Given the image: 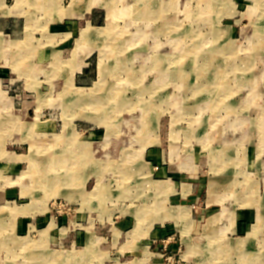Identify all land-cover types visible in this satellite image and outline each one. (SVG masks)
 <instances>
[{
    "label": "rangeland",
    "instance_id": "rangeland-1",
    "mask_svg": "<svg viewBox=\"0 0 264 264\" xmlns=\"http://www.w3.org/2000/svg\"><path fill=\"white\" fill-rule=\"evenodd\" d=\"M19 2L0 264H264V0Z\"/></svg>",
    "mask_w": 264,
    "mask_h": 264
},
{
    "label": "crops",
    "instance_id": "crops-1",
    "mask_svg": "<svg viewBox=\"0 0 264 264\" xmlns=\"http://www.w3.org/2000/svg\"><path fill=\"white\" fill-rule=\"evenodd\" d=\"M0 3H2L4 5L3 7L5 8L3 11H0V33L10 31L11 35L15 39L21 40L22 39V32H23V25L25 26L27 24V22H29V19H27L26 11H25V15H20V12H19L20 9L19 8L22 7V4L19 2V0H5V4L1 1H0ZM24 16H25V18L23 19ZM88 27H91V26H87V28ZM87 38H88L87 40L92 39V37H90V36ZM1 40H3V39H1ZM1 42L3 44H6V45L8 44L4 40ZM154 145H156V143H154L152 146H154ZM152 151H154L153 152V159L150 158L151 162L149 161V164L151 166H154V168H155L156 167L155 164H157V163L159 164L161 162V157H160V155H158L159 153H157V154L155 153V150H152ZM170 152H171L172 157L176 156L178 158V163H174L172 165L173 169H179L180 166H182V168H184V164H186V163L188 164L189 161L191 160V156H192L191 153L189 154V152H188V153H184L183 155H180L179 151H178V147H176V146H173ZM236 158H239V157H236ZM185 160H186V162H184ZM180 161H183V162L181 163ZM176 166H178V168H176ZM158 167L160 168L159 165H158ZM155 170H157V169L155 168ZM158 182H159L158 184H160L161 187L163 186L164 188L166 187L167 184H169L166 180H159Z\"/></svg>",
    "mask_w": 264,
    "mask_h": 264
},
{
    "label": "bare ground",
    "instance_id": "bare-ground-1",
    "mask_svg": "<svg viewBox=\"0 0 264 264\" xmlns=\"http://www.w3.org/2000/svg\"><path fill=\"white\" fill-rule=\"evenodd\" d=\"M88 34V33H87ZM89 35V34H88ZM89 37V36H88Z\"/></svg>",
    "mask_w": 264,
    "mask_h": 264
}]
</instances>
